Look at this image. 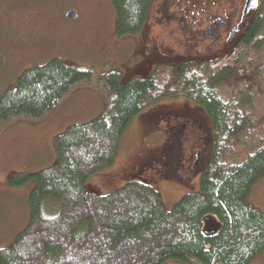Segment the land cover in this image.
Segmentation results:
<instances>
[{"label": "trees", "instance_id": "trees-1", "mask_svg": "<svg viewBox=\"0 0 264 264\" xmlns=\"http://www.w3.org/2000/svg\"><path fill=\"white\" fill-rule=\"evenodd\" d=\"M151 1L110 0L119 36L141 31ZM81 85L103 93L106 107L54 136L50 166L10 176L11 185H34L28 221L0 247V264H249L264 248V212L247 202L264 175V0L219 55H173L125 80L118 68L95 74L59 57L22 69L0 93V133L17 119L40 120ZM168 98L194 102L208 120L198 188L170 209L143 179L86 190L89 175L112 165L133 117Z\"/></svg>", "mask_w": 264, "mask_h": 264}, {"label": "rangeland", "instance_id": "rangeland-1", "mask_svg": "<svg viewBox=\"0 0 264 264\" xmlns=\"http://www.w3.org/2000/svg\"><path fill=\"white\" fill-rule=\"evenodd\" d=\"M162 1L169 4L165 10L159 5ZM229 1L152 0L141 31L119 36L110 0H0V93L7 84L14 83L22 69L51 57H59L67 64L88 65L95 74L118 68L125 80L147 75L158 64L171 63L173 55H219L236 36L225 42L222 31L204 32L206 11L201 7L221 13ZM182 8L187 11L183 18ZM69 11H74V16L68 17ZM164 14L174 18L167 19ZM106 103V96L96 88L77 86L40 120L17 119L0 133V247L8 245L27 223L28 195L34 185L33 178L11 185L10 176L16 172L32 173L54 163V136L68 124L85 121L103 111ZM179 134L187 136L185 156L198 145L204 147L195 167L191 166L192 153L182 163L167 152L169 139ZM209 143L208 120L194 102L183 98L159 100L133 117L121 136L112 165L89 175L84 187L104 194L129 178L143 179L160 193L164 207L170 209L183 194L198 188ZM247 202L264 212V175L252 184ZM249 264H264V248Z\"/></svg>", "mask_w": 264, "mask_h": 264}, {"label": "flooded vegetation", "instance_id": "flooded-vegetation-1", "mask_svg": "<svg viewBox=\"0 0 264 264\" xmlns=\"http://www.w3.org/2000/svg\"><path fill=\"white\" fill-rule=\"evenodd\" d=\"M259 1L260 0H257V6L259 4ZM244 4H245V0H230L227 9L226 10L224 9L223 12H221V13L208 12L204 7H201V9L203 11H206L207 28H206V30H203V31L204 32L207 31L208 33H216V32H221L222 31V33L224 35V39L226 41H230L231 38L234 37V35L237 38L239 36V34L246 27V25H247V23L249 21L250 15L257 8V6L254 7V8H250V9L247 10L246 13L243 14ZM159 5L163 7L162 10H165L166 8H168L169 4H167L164 1H162V4L160 3ZM160 9H161V7H159V10ZM183 9L184 8H182L181 10H183ZM181 10H178V11H181ZM198 11H200V10H197V12ZM161 13H162V11H161ZM186 13H187V11H186V9H184V11L182 13L184 15H181V18H183V16H186ZM164 17L167 18V19H173L174 18V16L172 14H170V15L164 14ZM194 17L195 16L190 17L192 19L191 26L194 25V20H193ZM158 18H160V16H158ZM243 23H245L244 24L245 25L244 28H242L243 27L242 26ZM240 30H241V32H240ZM196 32H198V30ZM237 33H239V34L236 35ZM198 34H201V33H198ZM185 133H186V129H185ZM196 136H199V133L196 134ZM200 136H202V135H200ZM186 137L184 135L179 134L174 139H172V140L169 139L170 143H167L169 145L168 146L166 145L167 146L166 149H167V152H169V154H170V156H171V158L173 160L179 161V162H182V163L184 161H186L187 159H189V157H190V155L192 153L193 156H192V165L191 166L195 167L198 164L200 153H201V151H202V149L204 147L202 145H198V143H196L197 142V139H196L195 143L198 146L193 148L191 151H189L187 156H185V154H184V149H185L184 144L186 143ZM208 152H209V147L207 149V155L205 157V160H206V158L208 156ZM190 160H191V158H190ZM155 167L157 168V170L159 172H161V169L158 166L155 165ZM192 167H190V168H192ZM163 172H166V170L163 171Z\"/></svg>", "mask_w": 264, "mask_h": 264}, {"label": "water", "instance_id": "water-1", "mask_svg": "<svg viewBox=\"0 0 264 264\" xmlns=\"http://www.w3.org/2000/svg\"><path fill=\"white\" fill-rule=\"evenodd\" d=\"M257 6V0H245L243 14L247 12L248 9L254 8ZM68 17L74 16V11H69L67 14Z\"/></svg>", "mask_w": 264, "mask_h": 264}]
</instances>
